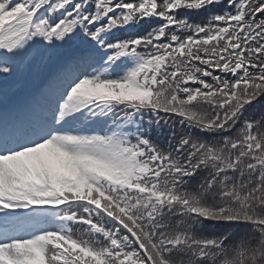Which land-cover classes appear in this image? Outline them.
I'll list each match as a JSON object with an SVG mask.
<instances>
[{
  "label": "snow or ice",
  "instance_id": "obj_1",
  "mask_svg": "<svg viewBox=\"0 0 264 264\" xmlns=\"http://www.w3.org/2000/svg\"><path fill=\"white\" fill-rule=\"evenodd\" d=\"M219 4L0 0V264H175L193 244L208 264H264V0H227L207 22L181 16ZM151 18L163 23L137 33ZM249 109L235 135L182 132L168 150L143 118L178 115L215 133ZM218 160L208 188L219 182L232 204L214 208L182 180ZM228 170L259 171L261 183L241 195ZM173 205L251 222L259 237L192 240L185 220L173 231L163 219Z\"/></svg>",
  "mask_w": 264,
  "mask_h": 264
},
{
  "label": "trees",
  "instance_id": "obj_2",
  "mask_svg": "<svg viewBox=\"0 0 264 264\" xmlns=\"http://www.w3.org/2000/svg\"><path fill=\"white\" fill-rule=\"evenodd\" d=\"M227 0H220V4L217 6V9L214 13H207L203 9L194 10L191 12L192 19L199 23L202 20L207 22L212 15L224 12L228 10V7H225ZM230 7V6H229ZM218 74V73H217ZM210 80V78H207ZM190 87H197L189 83ZM256 114L252 113V110L249 109L242 114L241 119L237 121L233 129L224 131V132H205L200 129H189L187 123H179L180 120L178 116L167 115V120L162 119L161 126L165 129L164 135L156 134V136L150 135L149 138L153 139L154 142L158 144L159 147L168 150L170 148L174 149L176 141L179 139V136L182 132L192 131L194 135L203 137L205 139H219L223 136L235 135L236 130L244 123L246 118H255ZM170 129V130H168ZM256 129H254V132ZM260 132L264 133V127L259 129ZM231 150L226 149L222 154L224 159H227L228 154ZM237 152L232 153V158L238 154ZM188 149L185 148L184 155L186 156ZM222 161H209L206 166H202L197 172L189 177H184L182 180L183 189L186 190L189 194H195L199 196L202 202L205 205L212 206L214 208H219L221 206H227L232 204V200L228 197L221 196V187L219 182L217 186L208 188V179L211 176V173L215 170L216 167H221ZM223 175L231 176L232 179L225 181V184L228 187L236 184L240 186L241 195H247L249 189H254L257 184L261 183L259 180V171H248L245 170L244 175L240 176L238 172H233L228 170ZM238 203V202H237ZM261 214H264V207L258 209ZM183 212L181 216L180 213ZM163 219L171 224V230L175 231V221L177 219L185 220V224L180 226V230L189 231L192 234V240L205 239V238H215L224 236L225 237V246L233 247L239 244L242 241H248L249 239L255 243V239L259 237V232L256 229V226L248 221H227V220H213L208 218H200L191 215L187 211L183 210L179 205H173L171 210L165 207V216ZM107 223V221H105ZM188 224H192L193 227L189 229ZM110 226V225H109ZM86 226L80 224L77 229L83 230ZM125 234V233H122ZM199 245L193 244L192 248H184L182 251H176L172 253V259L175 264H208V261L204 258H195L193 251H197Z\"/></svg>",
  "mask_w": 264,
  "mask_h": 264
},
{
  "label": "rangeland",
  "instance_id": "obj_3",
  "mask_svg": "<svg viewBox=\"0 0 264 264\" xmlns=\"http://www.w3.org/2000/svg\"><path fill=\"white\" fill-rule=\"evenodd\" d=\"M160 23H163V21L160 20ZM128 66L130 67L131 64L129 63ZM152 116H153V119H155V120H161V119L167 120V114H165L163 112H161L158 116H155L153 114H152ZM173 116H178V115H173ZM178 117L180 119V116H178Z\"/></svg>",
  "mask_w": 264,
  "mask_h": 264
}]
</instances>
